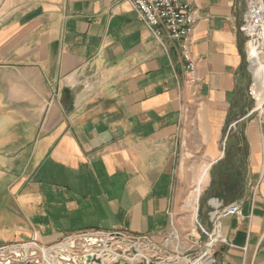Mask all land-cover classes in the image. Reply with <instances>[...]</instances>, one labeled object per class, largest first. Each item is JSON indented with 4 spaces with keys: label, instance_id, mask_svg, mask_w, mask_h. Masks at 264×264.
Instances as JSON below:
<instances>
[{
    "label": "crops",
    "instance_id": "crops-1",
    "mask_svg": "<svg viewBox=\"0 0 264 264\" xmlns=\"http://www.w3.org/2000/svg\"><path fill=\"white\" fill-rule=\"evenodd\" d=\"M189 5L194 95L177 43L129 0H0V126L39 133L24 163L0 138V254L55 264L48 250L84 232L159 241L207 165L195 221L210 227L213 200L241 211L221 219L213 264H264V114L238 102L246 2Z\"/></svg>",
    "mask_w": 264,
    "mask_h": 264
},
{
    "label": "built area",
    "instance_id": "built-area-1",
    "mask_svg": "<svg viewBox=\"0 0 264 264\" xmlns=\"http://www.w3.org/2000/svg\"><path fill=\"white\" fill-rule=\"evenodd\" d=\"M131 5L137 10L143 22L151 28L153 34L159 38L162 33H165L167 37L175 41L178 45L180 56L184 62V78L183 84L192 88V95L195 94V87L199 82L197 75L199 58L195 56L192 51L193 39L192 30L197 18L194 12L190 8L189 0H129ZM246 9L243 14L242 23L240 25V31L243 32L249 40L251 35L248 33V29L251 25H261L263 28V46L261 47L264 54V0H245ZM263 103L256 109H260V114L264 113L262 109ZM215 206L208 212V219L210 227L203 226L199 221H196V228L199 231L198 235H192L194 238V245L201 250L197 253H190L182 255L180 257L176 254L171 260L165 259V264H173L174 261L179 260L180 264H213L215 258L213 256V247L217 241L223 240L220 233L221 219L227 215H239L240 204L238 202H232L226 206H219L216 200H213ZM172 232H168L158 242L159 245H153L154 240L147 235L143 236H127L126 248L124 250L118 248L120 245H116L114 253H116V263L124 264L121 259L128 261V264H163V259L160 261H152L154 254L162 248H169L173 237ZM100 234L98 232H86L80 234L75 238H66L63 242L70 243L72 240H81L77 242V246L80 247L78 254V260L91 257L93 255L100 256L106 264H112L110 258V250L112 248L113 240L107 244L106 241L99 247H90L92 252L85 253L82 251L83 237ZM200 234H203L205 239H202ZM122 235V234H121ZM123 236V235H122ZM105 240L108 238V234L103 237ZM123 238V237H122ZM153 243V244H152ZM69 245V244H68ZM193 246H191L192 248ZM148 248L154 250L152 256H146L143 251ZM189 248V249H191ZM176 250V248H175ZM118 251V252H117ZM142 254H139V252ZM176 253H178L176 251ZM25 258V256L23 257ZM30 258V257H29ZM29 258H25L27 260ZM55 259V258H54ZM55 262V260H54ZM155 262V263H153Z\"/></svg>",
    "mask_w": 264,
    "mask_h": 264
},
{
    "label": "rangeland",
    "instance_id": "rangeland-1",
    "mask_svg": "<svg viewBox=\"0 0 264 264\" xmlns=\"http://www.w3.org/2000/svg\"><path fill=\"white\" fill-rule=\"evenodd\" d=\"M239 30H240V27H239ZM240 32L243 34L242 31ZM244 37H245V40H244V50H243V62H242L243 63L242 67L244 69V79L241 84L240 94H239L240 99L238 102L240 105H242V107H245L246 105H248L249 107L255 108V109L263 103L262 109H264V98L260 99L259 101L258 98L260 96L256 95V92L253 89L252 74L249 68L250 61H249L248 45H247L248 38L246 36ZM256 112L259 115H261L259 113L260 109H257ZM38 135L39 133H38V130H36V126H0V138L7 140V142H5V144H7V147H5L3 150V156L6 155L7 158L15 160L19 163L21 162L24 163L25 159L32 153V149H33L35 140L38 137ZM193 186L184 187L182 189V194H179L177 197L178 199L177 200V203H178L177 211H175L174 213L173 226H171V228L168 231V232L173 231L172 233L173 240L171 244H169V248L164 249L161 246V249L157 251L155 254L153 252L154 250L151 251L150 248H148L146 251H143L146 256H152L154 254L153 259L151 258L152 261L156 262V261H160V259H168V258L170 260L173 257H175L176 254H178L180 257H183L182 255H186L190 253H197L198 251L201 250L200 248H198L196 245L193 244L194 243L193 240L195 238L193 236L197 235L196 231H198V229H196L195 227L196 226L195 220L197 219V216L196 215L193 216L192 211L190 210V207H188V198H189L188 196ZM202 204H205V200L204 198H201V196L199 195L198 201H197V208H199V205L202 206ZM197 213L198 215L201 214L200 216H204L202 214H205L206 212H201L198 209ZM200 216L198 217L200 218ZM175 231L177 234H175ZM114 232H118V231H114ZM98 233L109 234L111 232H107V233L98 232ZM119 233L122 234L123 239L126 240V237L128 235H125L124 233H121V232ZM200 236L202 237V239H205L204 236H202V234H200ZM76 241L81 242L80 239L79 240L77 239ZM159 241H154L155 243L154 244L152 243V244L159 245L158 244ZM126 243H127L126 241L120 240L119 238H115L112 242L114 246L120 245L123 248H126L125 247ZM191 246L193 247L191 248ZM94 247H99V246L92 245V248ZM79 249L80 247L77 246L75 251L78 252ZM11 251H12L11 254H13V252L23 253L25 258L26 257L29 258L30 257L29 253L32 252V250L30 251L28 250V248H24L22 251L20 250V248H12ZM176 251L178 253H176ZM35 255L38 261L42 259L41 254L39 252H36ZM179 260H177V263L176 261H174L173 264H180ZM39 263L41 264V262Z\"/></svg>",
    "mask_w": 264,
    "mask_h": 264
},
{
    "label": "bare ground",
    "instance_id": "bare-ground-1",
    "mask_svg": "<svg viewBox=\"0 0 264 264\" xmlns=\"http://www.w3.org/2000/svg\"><path fill=\"white\" fill-rule=\"evenodd\" d=\"M248 33L251 35V38L248 40L247 45H248V54H249V68L250 72L252 74V80H253V89L256 92V95H259L260 97L258 98L259 101L260 99L264 98V55L262 52L261 47L263 46V28L260 25H251L248 29ZM262 95V97H261ZM204 165V164H203ZM207 168L208 166H204L201 169L199 178H197V182L193 186L189 198H188V207H190V210L192 211L193 216L197 214V201L198 197L200 194L201 187L205 179L207 178ZM175 234L176 231H175ZM175 236V235H174ZM68 242H63L60 244L59 247L54 248L55 251H58L60 249L64 248H69ZM57 246V245H56ZM51 250V249H50ZM48 250V253L50 252ZM92 252V250H90ZM50 254V253H49ZM139 254H142L140 251ZM53 256V254H51ZM43 260H45L47 264H53L51 261H48V256L43 255L42 256ZM54 257V256H53ZM52 257V258H53ZM169 259V258H168ZM171 260V259H170ZM163 264L166 262L165 259L162 260Z\"/></svg>",
    "mask_w": 264,
    "mask_h": 264
},
{
    "label": "water",
    "instance_id": "water-1",
    "mask_svg": "<svg viewBox=\"0 0 264 264\" xmlns=\"http://www.w3.org/2000/svg\"><path fill=\"white\" fill-rule=\"evenodd\" d=\"M105 234H95L91 236L83 237L82 251L85 253L91 252V246L97 245L101 246L104 241L109 244L115 238H119L120 240L125 241L122 238V235L119 232H111L108 234V238L106 240L103 238ZM69 248H62L58 251L50 250V254H53L55 258V264H106L105 261L100 256L93 255L91 257H87L84 259L78 260V254L75 251L77 248V244L75 240H72L69 243ZM118 248L124 250L122 246H118ZM36 253L34 251L29 253L30 258L24 260V254L20 252H13V259L6 257L4 254H0V264H39L37 257H35ZM124 264H128V261L125 259H121Z\"/></svg>",
    "mask_w": 264,
    "mask_h": 264
}]
</instances>
